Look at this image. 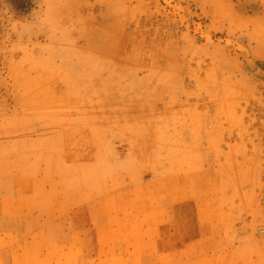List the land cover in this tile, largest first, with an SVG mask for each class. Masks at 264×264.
Wrapping results in <instances>:
<instances>
[{
  "label": "rangeland",
  "instance_id": "374dc122",
  "mask_svg": "<svg viewBox=\"0 0 264 264\" xmlns=\"http://www.w3.org/2000/svg\"><path fill=\"white\" fill-rule=\"evenodd\" d=\"M264 0H0V264H264Z\"/></svg>",
  "mask_w": 264,
  "mask_h": 264
},
{
  "label": "built area",
  "instance_id": "2783aa9c",
  "mask_svg": "<svg viewBox=\"0 0 264 264\" xmlns=\"http://www.w3.org/2000/svg\"><path fill=\"white\" fill-rule=\"evenodd\" d=\"M249 115L254 118V122L248 127V135L256 136L255 142L259 148L260 170H259V189L257 191V201L264 216V109L252 107L249 109ZM259 232L264 234V225L259 228Z\"/></svg>",
  "mask_w": 264,
  "mask_h": 264
}]
</instances>
